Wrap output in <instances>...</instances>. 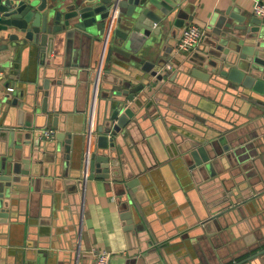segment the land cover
<instances>
[{
  "label": "crops",
  "instance_id": "1",
  "mask_svg": "<svg viewBox=\"0 0 264 264\" xmlns=\"http://www.w3.org/2000/svg\"><path fill=\"white\" fill-rule=\"evenodd\" d=\"M262 1L181 0L185 7L190 8L189 15L193 18L190 22L201 27L204 35L194 51L169 53L166 67L170 65L171 69L164 67L161 71L169 73L167 79L156 81L153 90L147 93V107L153 102L152 106L147 108L144 104L139 109L143 115L141 121L147 123L135 133L130 141L132 144L129 141L124 144L127 154H130L129 171L135 173L131 180L125 181L141 179L137 182V193L129 191L135 213H138L131 216V225L121 217L115 193L106 192L102 181L87 182L82 212L83 190L75 188V191L69 192L67 188L89 172L93 121L98 112L101 78L111 31L119 15L118 7L111 11L101 46L85 38H75L69 52L63 50L59 67L63 71L62 79L56 76L47 80L40 78L42 65L38 56L19 57L17 75L20 74V78H7V84L0 79V101L7 95L14 97L15 91H7L9 86L19 89L22 97L15 96L18 101L15 104L0 106V126L4 127L7 122V129L34 131L33 126L26 125L28 117L24 114L20 117V105L27 104L33 89L37 92L39 87L54 86L60 87L61 102L64 104L65 138L71 135L78 138L76 142L72 138L69 153H65L66 145L62 143L61 154L56 155L52 163L46 164L47 168L53 167L48 175L40 176L42 183L39 187L31 186L29 179L23 178L18 200L10 209L7 222L0 225V261L4 258L9 260L14 253L34 249L42 251L43 264H96L95 252L102 250L111 254V264H149L148 261L153 260L157 252V257H161L164 264H218L223 260L228 262L240 250L255 242L264 241V191L247 201L240 198L235 206V202L231 201L222 210L218 223L208 230L205 224L213 223V213L221 208L215 203L209 207L199 186L214 181L215 177L203 179L202 183L193 182L176 160L166 159L170 155L168 143L174 137L183 141L201 139L205 134L216 135L218 128L227 125L232 132L240 131L235 140L239 148L250 145L245 154L249 159L243 164L253 163V170L256 171L255 161L264 166V129H257L256 104L231 94L227 97L222 93L212 94L205 90L203 81L184 72L187 66L206 71L190 63L189 59L195 53L203 55L198 49L204 45L206 34L215 36L216 31L228 28L223 25L225 19L231 22L235 33L245 38L248 31L237 30V27H251L250 22L258 20L253 9L257 2ZM232 14L245 17V21L231 17ZM259 27L263 34L259 35L258 42H264V21ZM241 43L252 44L249 40H241ZM63 47L66 48L64 44ZM92 74H95L94 78ZM170 76L175 80L168 81ZM59 80L60 84L57 83ZM140 93L136 94V98ZM157 99H160L159 103ZM154 105L162 106L157 110L158 116L152 114ZM44 123L47 126L41 131L42 135L45 129L50 128L59 132L57 127L49 126L50 120ZM66 154L69 159H66ZM153 161L157 164L154 165ZM241 166L238 164L223 173L229 174L234 182L231 171ZM32 177L39 178L37 175ZM45 180L51 181V185H44ZM208 190L204 191L212 200L214 197ZM138 223L143 230L137 228ZM141 235L143 239H140ZM146 236L154 244L152 247L157 246L158 250L153 252L152 259L140 262L144 252L153 251Z\"/></svg>",
  "mask_w": 264,
  "mask_h": 264
},
{
  "label": "water",
  "instance_id": "2",
  "mask_svg": "<svg viewBox=\"0 0 264 264\" xmlns=\"http://www.w3.org/2000/svg\"><path fill=\"white\" fill-rule=\"evenodd\" d=\"M115 6L119 9V15L111 31L101 78L99 107L93 121L89 172L86 182L84 173L76 183H66L72 185L67 188L73 192L75 188L83 190L88 181L90 184L102 181L106 192L115 193L121 217L131 225V216L138 213H135L129 191L137 193V182L141 179L125 181L131 180L135 173L129 171L130 154H127L124 144L128 141L132 144L130 141L135 133L147 123L141 121L143 115L139 109L147 103V93L153 90L155 82L167 79L169 73L161 71L166 67L169 53L178 52L177 41L193 19L189 15L190 8L185 7L181 0H0V79L7 84V78H20L17 63L22 56L39 57L42 65L40 78L47 80L56 76L62 79L63 71L59 67L63 50L69 52L75 38H85L101 46ZM231 17L245 21V17L236 14ZM261 21L258 18L250 22L251 27H237V30L248 31L244 38L235 33L231 22L225 19L223 25L228 28L216 31L215 36L206 34L204 45L198 49L203 55L195 53L189 59L190 63L206 71L188 66L184 70L203 81L205 90L212 94L222 93L226 97L231 94L255 103L257 129H264V42H258L263 32L259 27ZM241 40H249L252 44H242ZM174 80L175 77L171 76L168 79ZM14 91V97L7 95L0 101V106L18 102L15 96L22 97V93L19 89ZM59 91L60 87L45 85L44 88L39 87L37 92L32 90L26 105L19 103L22 111L20 117L26 115V125L33 126L34 131L7 129V122L4 127L0 126V225L7 222L9 211L18 200L23 178H28L31 186L39 187L42 183L40 176L48 175L53 167L47 168L46 164L52 163L54 157L61 154L62 143L66 145L65 153H69L72 138L73 142L77 141L78 137L72 135L65 138L63 122H66V115ZM138 93L140 95L136 98ZM156 101L159 103L160 99ZM160 107L154 105V116L159 115L157 110ZM49 120L50 127L58 128L59 132L54 136L56 141L42 135L41 131L47 126L44 122ZM231 129L225 125L217 129L216 135L212 133L213 136L205 134L201 139L185 141L174 137L168 143L170 155L166 159L176 160L193 182L202 183L203 179L215 177L214 181L199 186L209 207L215 203L221 208L213 213V223L205 224L208 230L218 223L222 210L231 201L235 202V206L240 198L247 201L264 191V166L255 161L256 171L253 170V163L243 164L244 160L249 159L245 154L250 145L239 148L235 140L240 131L236 133ZM65 156L69 159L68 154ZM153 163L156 165L157 161ZM238 164L242 166L231 171L233 182L230 175L223 172ZM34 175L39 178H33ZM44 185H51V181L45 180ZM205 189H210L214 197L212 200ZM137 228L143 230L140 223ZM149 233L152 234V230ZM139 237L144 238L142 235ZM146 238L153 251L144 252L140 262L152 259L153 252L158 250L157 246L152 247L154 244L149 237ZM42 254V251L26 249L10 255L9 260L4 258L0 264H43ZM157 256L158 252L148 263L164 264ZM218 264H264V241L255 242L247 249L240 250L228 262L223 260Z\"/></svg>",
  "mask_w": 264,
  "mask_h": 264
},
{
  "label": "built area",
  "instance_id": "3",
  "mask_svg": "<svg viewBox=\"0 0 264 264\" xmlns=\"http://www.w3.org/2000/svg\"><path fill=\"white\" fill-rule=\"evenodd\" d=\"M253 13L256 17L260 18L262 21H264V1L262 2H257L254 6ZM204 35V31L201 27H199L196 24L190 23L188 26H186L182 32L181 37L177 41L176 48L179 52H185V53H190L194 51L199 44L202 41ZM167 70L171 69V66L168 65L166 67ZM14 87H7V91L9 93H12L14 91ZM43 135L46 139H52L56 135V130L50 128V129H45L43 131ZM90 135V133L88 134ZM87 174H84V181L86 182ZM86 184L84 185L83 188V193H82V201L83 205L81 208V212L84 209V201H85V194H86ZM83 216V213L81 214ZM82 226V224H81ZM78 248L80 249V245H78ZM96 255V264H111V254L106 251H98L95 252Z\"/></svg>",
  "mask_w": 264,
  "mask_h": 264
}]
</instances>
